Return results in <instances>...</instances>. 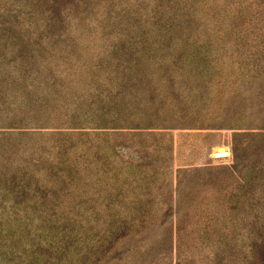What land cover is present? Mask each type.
<instances>
[{
    "label": "rangeland",
    "instance_id": "1",
    "mask_svg": "<svg viewBox=\"0 0 264 264\" xmlns=\"http://www.w3.org/2000/svg\"><path fill=\"white\" fill-rule=\"evenodd\" d=\"M0 264H264V0H0Z\"/></svg>",
    "mask_w": 264,
    "mask_h": 264
},
{
    "label": "water",
    "instance_id": "2",
    "mask_svg": "<svg viewBox=\"0 0 264 264\" xmlns=\"http://www.w3.org/2000/svg\"><path fill=\"white\" fill-rule=\"evenodd\" d=\"M227 153H216V156L226 155Z\"/></svg>",
    "mask_w": 264,
    "mask_h": 264
},
{
    "label": "bare ground",
    "instance_id": "3",
    "mask_svg": "<svg viewBox=\"0 0 264 264\" xmlns=\"http://www.w3.org/2000/svg\"><path fill=\"white\" fill-rule=\"evenodd\" d=\"M217 153H226V152H217Z\"/></svg>",
    "mask_w": 264,
    "mask_h": 264
}]
</instances>
